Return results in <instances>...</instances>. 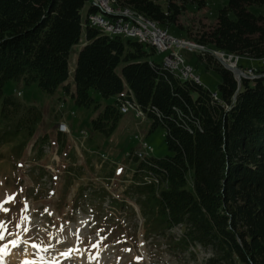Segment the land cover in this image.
<instances>
[{
	"label": "trees",
	"instance_id": "16d2710c",
	"mask_svg": "<svg viewBox=\"0 0 264 264\" xmlns=\"http://www.w3.org/2000/svg\"><path fill=\"white\" fill-rule=\"evenodd\" d=\"M115 1L166 29L179 24L189 4L206 7L205 0ZM86 2L0 0V115L13 125L9 132L32 138L43 119L36 107L4 95L11 81L36 84L49 95L62 87L77 107L96 111L92 92L117 99L91 123L92 132L107 138L122 118L121 100L133 99L151 131L163 129L171 154L148 158L134 177L131 191L138 195L145 235L165 238L180 226L181 238L168 240L179 251H210L205 264H264V14L249 11L264 0H229L196 39L261 76L239 84L206 52L201 58L222 76L215 93L155 63L154 48L84 26ZM97 12L92 6L88 15ZM83 38L72 93L70 52ZM142 170L153 172L160 186L144 183Z\"/></svg>",
	"mask_w": 264,
	"mask_h": 264
},
{
	"label": "rangeland",
	"instance_id": "374dc122",
	"mask_svg": "<svg viewBox=\"0 0 264 264\" xmlns=\"http://www.w3.org/2000/svg\"><path fill=\"white\" fill-rule=\"evenodd\" d=\"M205 1L203 9H199L197 3L189 4L178 25L168 29L161 27L162 30L174 38L196 42L202 32L214 25L218 12L229 2ZM92 5V1L86 2L82 11L83 25ZM249 11L257 16L263 15L264 6H251ZM81 49L82 44H79L70 52L72 92L75 59ZM174 52L192 67L202 86L214 93L219 91L222 76L214 68H208L201 58L203 51L172 48L163 54L156 53L152 60L162 64ZM207 52L213 55L214 47L209 46ZM241 63L247 65L248 60L243 58ZM249 71L244 72L251 75ZM4 95L25 106L36 107L42 112L43 119L36 127L35 135L28 138L22 134L12 135L9 131L13 125L0 115V236L3 237L0 249L9 242L14 246L24 237L45 253L55 249L52 254L57 256L68 245L74 246V242H70L74 240L73 253L84 254L89 261L86 264H100L101 261L102 264H204L211 256L201 247L193 257L192 250L182 253L171 247L165 238L145 239L139 213L134 215L126 209L121 212L109 207L113 198H123L137 167V163L127 157L128 152L138 151L142 144H146L153 149L152 158L171 155L163 129L151 131L148 119L138 118L134 111H130L122 116L109 138L92 132V120L107 105L115 103V98L103 99L93 92L91 96L99 104L97 111L94 107H77L62 88L49 95L36 84L27 86L11 81L5 85ZM60 123H66L71 134L66 136L59 157H54ZM44 138L45 144L51 146V152L42 151L41 144L35 145ZM104 198L108 200L103 202ZM126 201L133 205L131 199ZM24 231L30 233L25 237ZM176 233L179 230L175 229L171 234L176 237ZM77 248L81 251L74 252ZM21 251L12 252L7 262L21 258Z\"/></svg>",
	"mask_w": 264,
	"mask_h": 264
},
{
	"label": "bare ground",
	"instance_id": "6f19581e",
	"mask_svg": "<svg viewBox=\"0 0 264 264\" xmlns=\"http://www.w3.org/2000/svg\"><path fill=\"white\" fill-rule=\"evenodd\" d=\"M93 1L96 4H98L100 9L105 14H107L108 16H109L108 10H115L116 12H118V13H114V15H112V22L113 23L122 24V26L133 28L134 30H142V23L140 21H144L145 24L150 25V27L154 31H156L157 33L168 35V33L166 31L161 30L155 23H153L150 20L146 19L142 15H139V14L135 13L131 9L123 8V7H117V8L114 7L113 4L117 3L115 0H100V1H104L105 2V4L107 5V8H105L102 5H100L95 0H93ZM92 17L94 19L100 20L101 22H109V18H102L100 16L93 15L89 19L90 20V25L92 27L100 28V29L104 30L105 32H108V33H110L112 35H123V34L119 33L118 31H115V30H112V29H109V28H103L102 26L94 23ZM127 37L135 38V39H138L142 43L150 44V45L156 47V49L159 52H162V45H159V44L156 43V37L153 36V34H151L149 31H141V39H140V37H138L136 35H129ZM169 37L172 38L171 36H169ZM187 45L195 46V45L190 44V43H188ZM165 67H166V69H168L170 72H173V73H176L177 71H180L179 68L174 65V63L169 62L168 60L165 61ZM180 72H181V75L185 79H187L189 77H192V74H184L182 71H180ZM195 80L198 81V79H195ZM27 229L29 230V228H27ZM22 246H24V247L21 248L23 256L20 258V264H37V260H31V258H32L31 255L36 250L35 247H33V245H31L28 241H25V240L22 241ZM8 256H9V254H4L2 252V254H0V263L6 264L7 261H8L7 259H9ZM43 257H45V256H43ZM12 258H14V257H12ZM38 264H48V261L47 262L38 263Z\"/></svg>",
	"mask_w": 264,
	"mask_h": 264
},
{
	"label": "built area",
	"instance_id": "2783aa9c",
	"mask_svg": "<svg viewBox=\"0 0 264 264\" xmlns=\"http://www.w3.org/2000/svg\"><path fill=\"white\" fill-rule=\"evenodd\" d=\"M98 2L100 5L103 7L107 8V5L105 4L104 1L100 0H95ZM114 13H118L115 10H108V14L110 16L109 22H101L100 20L94 19L93 17V22L102 26L103 28H109L115 31H118L119 33L123 34V36H129V35H136L140 37L141 39V31H149L153 36L156 37V43L159 45H162V52L168 50L172 46H177V47H185L187 44L185 42L177 41L173 38H170L168 35L164 34H159L156 31H154L150 25L145 24L144 21H140L142 23V30H134L133 28L129 27H124L122 24H117L112 22V15ZM139 21V20H138ZM194 47V46H193ZM169 62L174 63L176 67L179 68L180 71H182L184 74H192V70L190 67H184V61L181 57L175 55L172 58L167 59ZM182 68V69H181ZM123 111H126L125 109ZM61 130H65V126H61Z\"/></svg>",
	"mask_w": 264,
	"mask_h": 264
},
{
	"label": "water",
	"instance_id": "95a60500",
	"mask_svg": "<svg viewBox=\"0 0 264 264\" xmlns=\"http://www.w3.org/2000/svg\"><path fill=\"white\" fill-rule=\"evenodd\" d=\"M221 56V57H220ZM224 56L222 53H215L214 57L219 61V63L228 71H230L236 81L240 84L242 79H250L248 76L245 75V73L237 67V61L235 60L232 62V57H228V59L222 60L221 58Z\"/></svg>",
	"mask_w": 264,
	"mask_h": 264
},
{
	"label": "snow or ice",
	"instance_id": "6c2138e0",
	"mask_svg": "<svg viewBox=\"0 0 264 264\" xmlns=\"http://www.w3.org/2000/svg\"><path fill=\"white\" fill-rule=\"evenodd\" d=\"M0 227H2V226H0ZM0 239H3V237L0 236ZM0 251L4 252L5 254L7 253V249H6V248H4V249H0Z\"/></svg>",
	"mask_w": 264,
	"mask_h": 264
}]
</instances>
